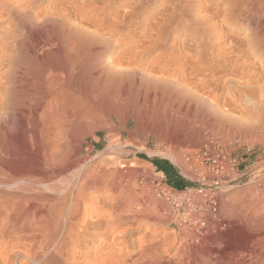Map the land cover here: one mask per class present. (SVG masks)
I'll return each instance as SVG.
<instances>
[{
    "label": "bare ground",
    "instance_id": "bare-ground-1",
    "mask_svg": "<svg viewBox=\"0 0 264 264\" xmlns=\"http://www.w3.org/2000/svg\"><path fill=\"white\" fill-rule=\"evenodd\" d=\"M49 1L35 20L16 9L26 40L0 27V264H162V243L147 231L134 236L142 216L133 205L143 192L117 170L85 173L70 139L101 116L116 124L123 113L126 126L159 125L183 138L208 127L235 137L264 132V0H175L186 22L211 34L220 29L222 53L216 58L205 45L210 62L195 61L205 70L190 74L196 82L177 66L181 73L163 69L158 77V33L175 26L176 11L161 16L159 32L156 20L132 31L143 0L125 5L127 15L99 10L93 0ZM226 22L252 25L253 33L241 37ZM238 264H264V254Z\"/></svg>",
    "mask_w": 264,
    "mask_h": 264
},
{
    "label": "rangeland",
    "instance_id": "rangeland-1",
    "mask_svg": "<svg viewBox=\"0 0 264 264\" xmlns=\"http://www.w3.org/2000/svg\"><path fill=\"white\" fill-rule=\"evenodd\" d=\"M93 1H96L94 3L99 10L111 14H117L120 11L122 15H127L129 12L128 7L126 8L125 5L133 6L142 2L141 4H143V6L140 5L139 7L143 9L141 11H139L141 8L138 10V20L130 25V29L133 27V30L131 29L132 31H135V29L140 31L145 30L147 28L145 24H148V22H153L151 24H154L158 21L159 32L161 16H163V14H173L175 11L177 12L175 14H178V17L174 19V22H177L175 26H173L172 29H163L167 31H163L161 35L160 32L158 33V48L155 50L156 52H153V58L158 60V77H160L164 70L168 73H174L175 70H177L175 71L176 73H181L182 70L186 71L188 69L186 73L189 74V76L186 75L189 79L191 77L190 82H196L194 75L190 76V74L196 69L199 70L201 67L200 70L203 69L202 71H205L203 66L198 67L199 69L196 68L199 66L198 62L201 60L204 64L210 62L207 56L208 51L206 49L204 50L205 45L211 47L212 54L216 58L222 53L220 46V29H218L216 33L211 34L207 28L204 27L203 23L194 24L186 22L184 18H180L181 14L186 12V10L181 8V6L175 5V0H145L147 4L143 2L144 0H117L119 2H109V4L101 0ZM234 1L235 0H224V3L235 4L237 1ZM49 2V0H0V27L11 28L17 35L20 34L21 40H26L28 38L25 33L26 31L22 29L20 23L18 24L16 15L25 12L35 20L38 13L42 14L47 11ZM46 6L47 8H45ZM174 6H176V8ZM16 9H19L20 13L19 11L17 12ZM205 10L204 8H194L192 12L195 16L198 14L199 17H202L201 15L204 17L206 15L204 12ZM14 13L18 14L15 15ZM169 16L172 15L169 14ZM166 18L168 19L169 17ZM7 24L8 26H5ZM223 25L225 28L227 27V30H233L235 34H239L241 37H245L246 34L248 36L252 34L254 28L252 25H248L242 28L239 26L231 29L230 22H226ZM202 42H204V44ZM177 50L179 53L183 50L182 52L184 53H181L182 57L179 56L180 54ZM177 54L179 55L177 56ZM183 54H185V57ZM187 55L192 58L188 57L189 59H187ZM206 56L208 58H206ZM183 57L186 58V61ZM180 59H182L183 62H181L182 60ZM196 60L199 61L195 62ZM176 62L178 63L177 65ZM215 62L213 63V68L216 71H220V65L217 64L218 61ZM176 66L181 71L175 69ZM181 66L183 68H181ZM219 84L218 82V85ZM235 84L236 83H234V85ZM197 86L199 89L201 88L199 87L200 85ZM158 97L159 105L162 95H158ZM135 113L138 115L137 110ZM138 116L136 117L137 119ZM125 117L126 115L123 113L121 119L119 120L118 117L116 120L117 123L113 124L110 121H106L107 119L101 116L102 119L99 117L95 122L92 121L90 123L91 125H84L85 129H83L86 132L83 131L86 135L84 134L83 136V132L81 134L79 133V135H74L72 139H70L69 149L71 151H69L71 154L74 153L72 156H75L74 158H77L82 164L81 166L84 167V172L87 167L85 173H90L92 171L93 174L100 175V173L102 174L108 170L109 171L106 173H112L113 170V173H115V170H117L116 172L120 173V175L117 173L120 179L125 178L128 180V178H130L129 183L132 184L131 189L143 192V197L141 196L142 198L133 205L134 211L137 212L138 215L140 213L142 216L140 217L142 221H139V218L135 219V225L141 226L142 229L140 228L134 236L142 237L145 233L149 232L151 237L157 238L158 242H161L163 245L162 250L159 252V257L170 260L169 257L176 256L171 262L168 261L167 263L165 260L162 264H238L244 258L250 260L260 255L261 252L264 254V248H262L264 247V230H261V225L264 223V137H262L264 136V132L257 131L254 133H246V135L240 133V136L236 135L235 137L233 133H226L228 135L225 136L223 132V134L216 132L217 128L215 131L214 128L208 127L206 130H203V132L201 131L202 135L201 133L200 135L195 134L194 136H197L196 138H194V136L193 138L187 136L189 139L185 136L186 138L184 137V139L181 136L176 137L167 129L161 126L159 127V125L158 127H153L144 122L142 124L141 116L139 117L141 120H138L141 123L140 126L135 125V122L126 126L125 120L124 122L122 120V118L124 119ZM206 145H212L224 150L237 160L238 169L235 175L237 181L222 188L218 194V215L220 220L227 224V228L224 231L198 239L191 230L181 225L186 215L183 214L182 211L179 213L176 212L175 208L166 201L162 193L164 190H171L173 193H176L184 191L185 189H196L201 186L205 177L207 178L206 180L209 179L210 173L207 167L197 163L193 158L194 155L199 153ZM165 153L171 155L167 156ZM141 156H147L150 159L160 158L167 160L176 168L183 179L191 182L193 185L186 186L180 190L175 189L168 184L165 174L158 172L149 161L142 159ZM171 156L174 157L175 160H178V163L177 161L172 162L171 158H169ZM117 174L116 177L119 179ZM257 227L259 231H255V229L258 230ZM258 232L261 234H258Z\"/></svg>",
    "mask_w": 264,
    "mask_h": 264
},
{
    "label": "built area",
    "instance_id": "built-area-1",
    "mask_svg": "<svg viewBox=\"0 0 264 264\" xmlns=\"http://www.w3.org/2000/svg\"><path fill=\"white\" fill-rule=\"evenodd\" d=\"M193 158L207 167L209 179L206 180L205 177L201 186L196 189H185L176 193L164 190L162 195L176 212L182 211L186 215L181 225L191 230L199 239L227 228V224L218 215V194L222 188L237 181L235 175L238 163L230 153L212 145H206Z\"/></svg>",
    "mask_w": 264,
    "mask_h": 264
},
{
    "label": "trees",
    "instance_id": "trees-1",
    "mask_svg": "<svg viewBox=\"0 0 264 264\" xmlns=\"http://www.w3.org/2000/svg\"><path fill=\"white\" fill-rule=\"evenodd\" d=\"M142 159L149 161L160 173H164L167 177V182L175 189H183L186 186L193 185L191 182L183 179L178 173L176 168L167 160L160 158H148L147 156H141Z\"/></svg>",
    "mask_w": 264,
    "mask_h": 264
},
{
    "label": "crops",
    "instance_id": "crops-1",
    "mask_svg": "<svg viewBox=\"0 0 264 264\" xmlns=\"http://www.w3.org/2000/svg\"><path fill=\"white\" fill-rule=\"evenodd\" d=\"M164 174V173H163Z\"/></svg>",
    "mask_w": 264,
    "mask_h": 264
}]
</instances>
